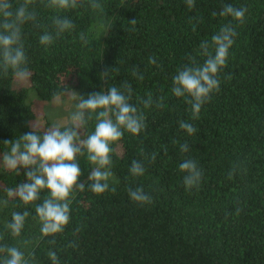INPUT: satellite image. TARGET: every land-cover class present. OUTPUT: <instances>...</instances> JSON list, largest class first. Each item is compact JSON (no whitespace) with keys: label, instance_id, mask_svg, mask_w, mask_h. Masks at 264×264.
Instances as JSON below:
<instances>
[{"label":"trees","instance_id":"1","mask_svg":"<svg viewBox=\"0 0 264 264\" xmlns=\"http://www.w3.org/2000/svg\"><path fill=\"white\" fill-rule=\"evenodd\" d=\"M103 2L105 27L89 12L67 13L76 31L47 50L38 40L42 29L25 26L31 81L26 86L11 77L0 78V153L6 150L5 141L32 130L36 113L30 95L34 102L51 101L64 84L87 98L107 89L101 73L117 67L108 83H131L133 102L149 91L166 97L162 109L148 113L145 133L120 142L123 147L113 156L117 191L101 197L87 190L77 194L70 224L55 245L60 264H264V0H195L191 11L186 0ZM227 4L246 7L245 21L237 28L220 90L202 107L194 122L197 131L189 138L178 126L181 120L191 122L189 106L171 94L172 77L196 54L200 42L210 40L226 22L219 12ZM38 10L42 24L50 25L48 17L55 13ZM190 17L202 18L195 31ZM134 18L133 26L128 22ZM80 32L88 33L89 47H82ZM149 56L157 58L159 67L148 64ZM132 68L140 70L142 81L131 75ZM229 74L231 79H225ZM51 126L44 118L37 129ZM174 140H187L189 153L182 154ZM162 146L167 147L166 154ZM140 147L158 155L155 163L146 164L145 176L133 180L128 170L132 160L143 159ZM186 157L195 159L204 172L198 193L182 186L178 169ZM237 158L245 161L247 172L229 181L227 172ZM79 166L80 180L87 181L90 169L83 158ZM20 172L17 176L0 169V200L6 198V187L24 182V170ZM128 186L149 192L153 204L140 207L131 202ZM237 197L243 211L226 219L225 211L234 212ZM23 210L14 198L7 206L0 205V243H16L6 224L13 212ZM29 210L22 235L39 236L34 206ZM78 226L81 230L73 237ZM69 240L78 247L65 249ZM49 247L46 241L35 247L37 264H51Z\"/></svg>","mask_w":264,"mask_h":264},{"label":"clouds","instance_id":"2","mask_svg":"<svg viewBox=\"0 0 264 264\" xmlns=\"http://www.w3.org/2000/svg\"><path fill=\"white\" fill-rule=\"evenodd\" d=\"M194 4L195 0H186L189 11ZM38 9L55 13L48 17L50 25L42 24ZM76 10L91 13L99 26L105 27L106 6L103 0H0V78L11 77L18 85L30 83L32 72L25 47V26L42 29L38 40L47 50L66 34L76 31L75 23L67 15ZM246 12V7L232 4L222 6L219 16L226 22L221 24L210 40L200 42L196 54L189 56L188 62L172 77L171 94L177 99L182 98L189 106L191 122H178L179 129L189 138L197 131L194 122L200 119L202 107L220 90V77L227 67L230 49L238 34L237 28L244 23ZM212 15L215 17L217 13L213 12ZM193 19L196 23H192ZM201 22L200 17L189 18L193 31ZM128 23L136 25V18ZM78 36L82 47L90 46L88 33L80 32ZM148 64L159 67L154 56H149ZM118 71L115 67L101 73L100 78L108 85L107 89L89 93L87 98L63 84L59 92L52 94L53 100L59 103L62 97H68L76 101L75 110L64 124H53L42 132L32 124L31 131L4 142L6 150L0 153V169L17 176L23 169L25 179L15 187L4 189L6 198L0 200V205L7 206L9 199L14 198L24 210L13 212L10 222L6 224V230L16 243H0V264H37L35 247L41 241L50 245L46 255L51 264H60L55 245L57 239L65 235L66 227L70 224L72 204L77 194L87 190L93 196L101 197L117 191L113 156L117 148L122 149L120 142L125 136L138 138L145 133L148 113L153 108L162 109L166 99L163 95H154L149 91L133 102L131 83L126 80L119 86L108 83L111 74ZM131 75L138 81L144 79L138 68H132ZM225 79L230 80L231 75ZM172 143H179L182 154L191 150L187 140H174ZM162 150L167 153L166 146H162ZM138 151L143 159L132 160L128 170L133 180L144 177L146 164L155 163L158 155L155 151L146 153L143 147ZM81 158L90 169L87 181L80 180ZM178 171L182 174L184 190L198 193L205 179L198 162L186 157L179 164ZM246 172L245 161L237 158L230 165L226 178L231 181L237 174L243 176ZM42 193L46 195L38 203ZM127 195L137 206L153 204V196L142 187L128 186ZM234 202V212L225 211L226 219L232 215L239 216L243 211L238 197ZM31 206H34L39 236L25 237L22 234L31 214ZM80 230L79 226L76 227L72 236L75 237ZM77 247L74 240H69L65 245V249Z\"/></svg>","mask_w":264,"mask_h":264},{"label":"rangeland","instance_id":"3","mask_svg":"<svg viewBox=\"0 0 264 264\" xmlns=\"http://www.w3.org/2000/svg\"><path fill=\"white\" fill-rule=\"evenodd\" d=\"M23 85H29L23 84ZM75 92V91H74ZM30 101L34 104L36 119L32 122L36 128H42L44 118L53 124H64L72 111H74L75 100L62 97L61 102L57 103L53 99L47 102H34L35 99L30 95Z\"/></svg>","mask_w":264,"mask_h":264}]
</instances>
